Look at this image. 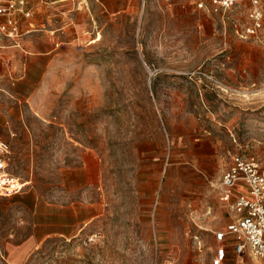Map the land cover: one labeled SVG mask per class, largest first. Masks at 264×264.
Here are the masks:
<instances>
[{
	"label": "rangeland",
	"instance_id": "obj_1",
	"mask_svg": "<svg viewBox=\"0 0 264 264\" xmlns=\"http://www.w3.org/2000/svg\"><path fill=\"white\" fill-rule=\"evenodd\" d=\"M30 6L58 9L59 44L44 72L0 60V137L30 181L0 194V264H211L223 170L264 159V16L258 37L245 2Z\"/></svg>",
	"mask_w": 264,
	"mask_h": 264
},
{
	"label": "built area",
	"instance_id": "obj_2",
	"mask_svg": "<svg viewBox=\"0 0 264 264\" xmlns=\"http://www.w3.org/2000/svg\"><path fill=\"white\" fill-rule=\"evenodd\" d=\"M228 9L250 3L247 34L260 36L263 27L264 0H211ZM32 14L28 0H0V48L22 47L29 32L24 19ZM12 148L0 137V194L20 193L26 185L11 170ZM220 199L227 206L230 220L224 229L214 232L218 242L211 264H226L230 250L233 264H264V159L236 152L217 182Z\"/></svg>",
	"mask_w": 264,
	"mask_h": 264
},
{
	"label": "crops",
	"instance_id": "obj_3",
	"mask_svg": "<svg viewBox=\"0 0 264 264\" xmlns=\"http://www.w3.org/2000/svg\"><path fill=\"white\" fill-rule=\"evenodd\" d=\"M28 2L31 8L30 0ZM56 10L58 9L54 7L47 14L37 13L33 17L31 8V16L24 19V28L29 32L22 38V47L0 49V60L8 57L14 64L20 63L24 73L30 71L33 66H38L40 71L44 72L56 58L57 43L59 44L56 42ZM64 25L66 26V23Z\"/></svg>",
	"mask_w": 264,
	"mask_h": 264
},
{
	"label": "bare ground",
	"instance_id": "obj_4",
	"mask_svg": "<svg viewBox=\"0 0 264 264\" xmlns=\"http://www.w3.org/2000/svg\"><path fill=\"white\" fill-rule=\"evenodd\" d=\"M27 182L29 183L30 181H24V185H26ZM28 183H27V184H28Z\"/></svg>",
	"mask_w": 264,
	"mask_h": 264
}]
</instances>
